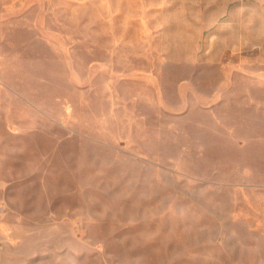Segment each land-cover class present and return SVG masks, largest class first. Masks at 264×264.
<instances>
[{"label": "rangeland", "instance_id": "rangeland-1", "mask_svg": "<svg viewBox=\"0 0 264 264\" xmlns=\"http://www.w3.org/2000/svg\"><path fill=\"white\" fill-rule=\"evenodd\" d=\"M256 1L263 27L246 36L264 42ZM235 2L0 0V245L11 256L264 264V44L223 52L216 72L194 61L221 57ZM228 60L245 71L231 87L247 93L213 75Z\"/></svg>", "mask_w": 264, "mask_h": 264}, {"label": "crops", "instance_id": "crops-1", "mask_svg": "<svg viewBox=\"0 0 264 264\" xmlns=\"http://www.w3.org/2000/svg\"><path fill=\"white\" fill-rule=\"evenodd\" d=\"M236 1L233 5V9H231V6L227 5V8L225 9V13L228 15V17L226 18V20L228 21H234V23H232V28L231 26H229L227 24V27H228V31H229V34L230 35H227L224 40L226 42V46L225 48L222 50V55L219 59H211V56H209V52L208 50H205V52L203 53L204 55L201 56L203 58H200V53H197L195 54V60L196 63L198 64L199 62H201L202 64L204 63V66L206 67H203L202 65V68H205V69H210L211 71H215L216 72V69H213L212 67L214 65H216L219 61L223 60L224 59V56L227 54V53H223V52H228V51H231L233 52L234 54L236 53H239L240 54V51H242L243 49V46L247 44H250V45H253V46H256V45H262L264 44V42H262L261 38L256 36V33L254 34V36L252 35V31H250L248 33V36H246V28H250V29H256V28H261L263 27V25L261 24V20H260V15H259V8H258V2L256 0H253L252 5L250 6V10L248 11L249 14L246 16V0H234ZM230 15V16H229ZM236 22V23H235ZM248 23V24H247ZM204 35L201 34L198 36V39L199 41H204V42H207V43H210V44H214L216 42V39H214L213 37H210L207 38L209 40H203L204 38ZM202 55V54H201ZM246 55L242 54L239 58V62H238V65L239 64H242L244 62V57ZM255 57V56H254ZM257 57H259V60H261V54L257 55ZM224 62V61H223ZM231 61L228 60L226 61V63H223V67H219V70L218 72L215 74L213 73V75L215 76H219L220 74L225 77H227L225 81H227V84L229 85L228 86V91L230 95L233 96V94H235L234 96H236L237 94H241V93H244L245 91L247 90H241L239 87V89H236L235 87H231V81L229 80V78L231 76H234L236 75L237 73H239V75L244 71L240 68H237V72L235 70H230V69H233V65L231 66ZM227 65V68H225V66ZM245 72V71H244ZM243 72V73H244ZM212 75V74H211ZM220 75V76H221ZM250 88V87H249ZM236 89V90H235ZM249 94L251 96H248V98L250 100H255L257 97H256V91L254 90L253 87H251L249 89ZM247 93V92H245ZM246 95V94H244ZM245 96H239V100L241 99H244ZM0 264H32L30 263V258L28 257H19V256H11L10 252L7 251V249L0 245ZM36 264V263H35Z\"/></svg>", "mask_w": 264, "mask_h": 264}]
</instances>
